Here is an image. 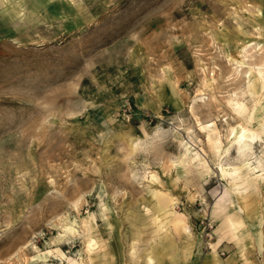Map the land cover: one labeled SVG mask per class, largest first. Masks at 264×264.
Masks as SVG:
<instances>
[{
  "label": "rangeland",
  "instance_id": "374dc122",
  "mask_svg": "<svg viewBox=\"0 0 264 264\" xmlns=\"http://www.w3.org/2000/svg\"><path fill=\"white\" fill-rule=\"evenodd\" d=\"M256 69L264 0H0V264H264Z\"/></svg>",
  "mask_w": 264,
  "mask_h": 264
},
{
  "label": "bare ground",
  "instance_id": "6f19581e",
  "mask_svg": "<svg viewBox=\"0 0 264 264\" xmlns=\"http://www.w3.org/2000/svg\"><path fill=\"white\" fill-rule=\"evenodd\" d=\"M256 71H257L256 75L258 74L261 77L260 79H262L261 82H263V86H264V73L260 69H256L255 72ZM251 140H252L251 135L248 133V131L244 127H239L237 131L233 132V137H232V140L230 141V145L236 144L237 160H244L245 161L249 157L250 153L253 152L251 150V145H252ZM226 151H227V149H226ZM228 168H231V167H228ZM232 170H233V172H235L236 169L233 168ZM64 228L66 231L70 232L71 234L73 233V231L75 229L72 226L67 225V224H65ZM232 231L233 230H230V232H232ZM192 243L193 242H191L190 244L192 245ZM211 246H212V244H211ZM93 247H94L93 240L90 238L87 239L86 244H85L86 252L89 253ZM212 248H213L212 254H215L214 246H212Z\"/></svg>",
  "mask_w": 264,
  "mask_h": 264
},
{
  "label": "crops",
  "instance_id": "0c3cea01",
  "mask_svg": "<svg viewBox=\"0 0 264 264\" xmlns=\"http://www.w3.org/2000/svg\"><path fill=\"white\" fill-rule=\"evenodd\" d=\"M233 225V224H232ZM233 231H235L234 229H232ZM232 231V232H233ZM235 233V232H234ZM239 240V239H238ZM94 242V241H93ZM96 242V241H95ZM239 242V241H238ZM96 243H94V245H95ZM193 244V243H192ZM194 244H195V242H194ZM194 244L193 245H191L192 247L194 246ZM96 246V245H95ZM240 249H242V245L239 247ZM211 256H212V258H213V260H214V262H217V260L215 259L216 258V253L215 254H212V252H211ZM152 258H151V261H149V263L151 262L152 263ZM217 264V263H216Z\"/></svg>",
  "mask_w": 264,
  "mask_h": 264
},
{
  "label": "built area",
  "instance_id": "2783aa9c",
  "mask_svg": "<svg viewBox=\"0 0 264 264\" xmlns=\"http://www.w3.org/2000/svg\"><path fill=\"white\" fill-rule=\"evenodd\" d=\"M209 225V224H208ZM208 234V233H207Z\"/></svg>",
  "mask_w": 264,
  "mask_h": 264
}]
</instances>
